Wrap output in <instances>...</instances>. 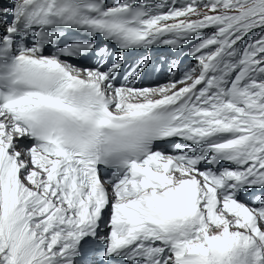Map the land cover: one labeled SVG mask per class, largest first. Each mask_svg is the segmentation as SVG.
Listing matches in <instances>:
<instances>
[{"label":"snow or ice","instance_id":"6c2138e0","mask_svg":"<svg viewBox=\"0 0 264 264\" xmlns=\"http://www.w3.org/2000/svg\"><path fill=\"white\" fill-rule=\"evenodd\" d=\"M10 3L0 264H264V0Z\"/></svg>","mask_w":264,"mask_h":264},{"label":"clouds","instance_id":"9594fccd","mask_svg":"<svg viewBox=\"0 0 264 264\" xmlns=\"http://www.w3.org/2000/svg\"><path fill=\"white\" fill-rule=\"evenodd\" d=\"M108 136L109 142L104 147L111 154V158L118 163L131 159L147 147L141 142L140 135L134 132L111 130Z\"/></svg>","mask_w":264,"mask_h":264}]
</instances>
